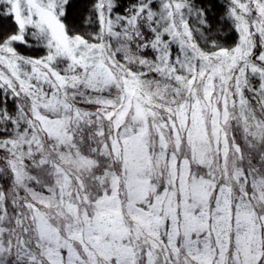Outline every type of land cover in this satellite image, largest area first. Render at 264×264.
Masks as SVG:
<instances>
[{
  "label": "snow or ice",
  "instance_id": "1",
  "mask_svg": "<svg viewBox=\"0 0 264 264\" xmlns=\"http://www.w3.org/2000/svg\"><path fill=\"white\" fill-rule=\"evenodd\" d=\"M0 264H264V0H0Z\"/></svg>",
  "mask_w": 264,
  "mask_h": 264
}]
</instances>
